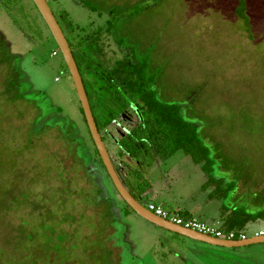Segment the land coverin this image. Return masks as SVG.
I'll return each mask as SVG.
<instances>
[{"label": "rangeland", "instance_id": "obj_1", "mask_svg": "<svg viewBox=\"0 0 264 264\" xmlns=\"http://www.w3.org/2000/svg\"><path fill=\"white\" fill-rule=\"evenodd\" d=\"M47 1L70 41L72 34L105 29L115 17L119 38L136 46L139 59L150 57V71L162 67L154 85L160 98L182 106L210 151L218 183L183 150L166 160L148 158L143 166L128 160L152 182L144 204L164 202L173 210L231 179L225 183H235L229 205L249 213L264 209V0H247L248 23L236 14L238 0H93L102 13L78 0ZM136 3L140 13L128 17ZM113 6L117 12L104 13ZM0 36L7 46L0 47L6 54L0 63V264H264V242L212 245L159 227L128 206L94 157L74 81L33 0H0ZM103 41L110 64L126 53L114 36L106 33ZM15 90L22 93L18 99ZM139 108L105 135L124 177L129 165L116 142L142 117ZM63 123L77 125L80 146L95 158L89 164L86 153L75 160ZM239 227L252 236L264 231V218Z\"/></svg>", "mask_w": 264, "mask_h": 264}, {"label": "trees", "instance_id": "obj_2", "mask_svg": "<svg viewBox=\"0 0 264 264\" xmlns=\"http://www.w3.org/2000/svg\"><path fill=\"white\" fill-rule=\"evenodd\" d=\"M78 1L92 11L102 13L101 7L93 0ZM247 7V0H238V6L235 11L240 19H243L248 23L246 14ZM141 8L142 7L137 5V3L129 6L127 16L135 17L140 13ZM117 10V7L113 6L103 11L104 13L109 12L114 14ZM62 14L63 16L68 17V14L65 11H62ZM115 19V17H109L106 21L105 29H97L91 33H86L79 38L72 34L73 37H71V41L70 39H68V41L83 77L95 121L104 141L107 140L105 135L108 132V128L114 122H118L122 115L129 109L134 108V106L138 108L140 107L139 109L142 117L139 118V121L135 125L123 132L116 142L118 146V154L124 158L129 165L128 175L124 177L121 174L118 165L115 164L122 181L129 188L133 196L143 203L145 196H148L149 194L152 182L149 176L136 174V172L139 171L136 170L135 172V170H133V166L129 162L130 159H132L134 165L137 163L138 165L143 166L148 158H151L152 160H166L178 150H183L191 157L194 163H203L202 169L208 173L210 182L218 183L219 179L214 173L213 165L215 162L210 156V151L208 150L207 145L198 133L197 124L185 118L180 104L162 100L158 91L154 87L157 78L162 71V67H159L157 71H150V57L148 56L139 59L136 54V46L128 47L125 39L123 37L119 38L117 34L118 25L116 27ZM121 20L122 17L117 20L119 25L121 24ZM69 26H71L72 30L71 23ZM106 33L114 36L121 51L126 52L121 58L116 59L112 64L105 59L103 36ZM73 46L76 49L73 48ZM0 47H7L6 42L1 36ZM126 48H129V50L127 49V51H124ZM74 49L78 52V58L75 55ZM5 55V53L3 55L0 54V63H3ZM83 71L86 74L87 82L84 79ZM14 81L15 78L10 80V85H8L9 90L14 89ZM14 92L16 93H14V97H17L16 99L22 96V93H19L18 91L16 92V90ZM58 109L61 110V108ZM81 111L84 114L82 107ZM64 125L62 126V137L68 144L70 152L73 153L76 158L75 160H80L83 156L82 154L86 153V164H89L88 160L91 162L96 156L102 162L95 144L94 157L88 149L86 150L82 145L80 146L77 125L74 124L75 128L69 123ZM88 131L90 132L89 128ZM35 132V128H32L31 135L35 134ZM79 152L81 154H79ZM234 186V182L228 183L227 185L219 183L216 188V193L220 197L227 196ZM100 190V192L105 191L103 187ZM88 197L89 195L86 198V203L89 202ZM66 201L67 200L64 199L60 204L65 205ZM150 201L143 204L148 206ZM107 203L108 205H111L110 202ZM59 216L62 215L59 213L56 217L59 218ZM52 217H55L54 212H50L47 219L51 221ZM110 217H113L112 211ZM258 218H264V209L255 213H249L242 208H234L232 214L227 219L226 230H236L235 227H239L240 225L243 226L245 222L249 220L254 221ZM64 220L65 219L63 218V221ZM51 224L52 223L47 225V227H49L48 229L54 225Z\"/></svg>", "mask_w": 264, "mask_h": 264}, {"label": "water", "instance_id": "obj_3", "mask_svg": "<svg viewBox=\"0 0 264 264\" xmlns=\"http://www.w3.org/2000/svg\"><path fill=\"white\" fill-rule=\"evenodd\" d=\"M37 6L39 12L41 13L43 19L47 23L53 38L55 39L64 59L68 66L71 77L74 81L79 100L81 102V107L84 111V116L86 123L90 130L93 141L98 149L101 160L111 177L118 193L124 199V201L141 217L152 222L153 224L162 227L166 230L178 233L180 235L189 237L194 240L203 241L212 245H219L224 247H240L256 243L264 242V234L262 235H252L246 239L241 240H229L221 239L213 236L206 235L204 233L192 230L189 228L182 227L176 223L166 220L161 216L156 215L151 210L147 208L141 201L136 199L133 194L130 192L129 188L124 184L122 178L117 171V168L114 164V161L109 153V150L106 146V143L103 139L102 134L100 133L95 117L92 111L90 100L84 85V81L79 70L78 64L74 57L70 43L58 22L52 8L50 7L47 0H33Z\"/></svg>", "mask_w": 264, "mask_h": 264}, {"label": "crops", "instance_id": "obj_4", "mask_svg": "<svg viewBox=\"0 0 264 264\" xmlns=\"http://www.w3.org/2000/svg\"><path fill=\"white\" fill-rule=\"evenodd\" d=\"M105 142H107V140H105ZM216 176H219V175H216ZM222 177L223 176L220 175V178ZM230 180L231 179H226L225 181V179H223L222 180L223 182L221 183L225 184L226 182H229ZM204 190L205 192H204L203 197L198 196L197 194L191 195L189 196V198H187V199H190L189 203L183 204V207L176 206V208L173 209V211L179 212L181 214L184 213V215H187V216H196L203 220H207V222L218 223L221 227L226 229L227 219L229 218V215L232 214L233 209L236 208L235 205L233 206L229 205L227 201L229 194L231 195V193H233L234 188L229 191L226 197H224L225 199L224 201L222 200V197L216 194V188L215 190H210V188H207ZM152 197H154L153 200H156V198L157 199L159 198V195L157 193L152 194ZM153 202L157 204H162L165 206L164 202H161V203L158 201H153ZM168 204H171V203H169L168 201Z\"/></svg>", "mask_w": 264, "mask_h": 264}, {"label": "built area", "instance_id": "obj_5", "mask_svg": "<svg viewBox=\"0 0 264 264\" xmlns=\"http://www.w3.org/2000/svg\"><path fill=\"white\" fill-rule=\"evenodd\" d=\"M56 55V52H53ZM147 208L158 216L163 217L166 220H170L173 223L181 225L182 227L196 230L209 236H213L221 239L229 240H241L246 239L249 236L242 231L226 230L217 223L207 222L196 216H187L179 212L170 210L162 204H157L153 201L148 203ZM264 231L256 232L254 235H262Z\"/></svg>", "mask_w": 264, "mask_h": 264}, {"label": "flooded vegetation", "instance_id": "obj_6", "mask_svg": "<svg viewBox=\"0 0 264 264\" xmlns=\"http://www.w3.org/2000/svg\"><path fill=\"white\" fill-rule=\"evenodd\" d=\"M59 22V21H58ZM62 27V26H61ZM63 29V28H62ZM67 37V36H66ZM67 39H68V37H67ZM53 52H56L57 54L56 55H58V53H59V51L58 50H54ZM54 55V54H53ZM83 78V77H82ZM112 157V156H111Z\"/></svg>", "mask_w": 264, "mask_h": 264}]
</instances>
